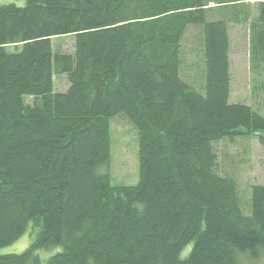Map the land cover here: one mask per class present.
I'll return each instance as SVG.
<instances>
[{"label": "trees", "instance_id": "trees-1", "mask_svg": "<svg viewBox=\"0 0 264 264\" xmlns=\"http://www.w3.org/2000/svg\"><path fill=\"white\" fill-rule=\"evenodd\" d=\"M11 1L24 4L0 6V249L30 223L40 230L0 264L257 259L264 185L243 207L215 146L257 136L264 147V113L229 104L230 25L249 22V62L264 72V0L251 19L241 12L246 0ZM192 27L200 28L197 83L183 75ZM65 37L73 53L53 50L51 40ZM55 76L66 77V91H55ZM120 115L137 132L136 186H113L100 172ZM51 248L61 250L43 262L37 251Z\"/></svg>", "mask_w": 264, "mask_h": 264}, {"label": "rangeland", "instance_id": "rangeland-1", "mask_svg": "<svg viewBox=\"0 0 264 264\" xmlns=\"http://www.w3.org/2000/svg\"><path fill=\"white\" fill-rule=\"evenodd\" d=\"M253 1L255 0L240 2L243 5L241 12H247V19L255 16L256 3ZM10 3L24 4V2L0 0V6ZM248 23L230 25L231 93L229 104L250 105L253 111L258 109L264 113V91H258L264 72L260 69L253 70L249 62ZM199 41L200 28L192 27L182 43L185 55L183 75L196 83L202 69ZM51 42L54 51L73 53L71 37L54 38ZM54 83L57 92H64L68 88L65 76H55ZM110 141V160L100 169V172L109 174L113 186H136L139 180L137 132L122 115L110 120ZM215 151L218 171L236 180L243 207H247L251 188L264 185V147L257 136H247L234 140H223L215 146ZM39 230L38 221L30 223L25 233L16 242L7 248L0 249V254L19 255L23 253L31 246ZM60 250L61 248L41 249L37 251V254L45 262ZM190 250L191 246H188L180 257H186ZM242 264H264V252H261L255 260L243 257Z\"/></svg>", "mask_w": 264, "mask_h": 264}, {"label": "crops", "instance_id": "crops-1", "mask_svg": "<svg viewBox=\"0 0 264 264\" xmlns=\"http://www.w3.org/2000/svg\"><path fill=\"white\" fill-rule=\"evenodd\" d=\"M260 0H255V1H253V3H258ZM230 36V35H229ZM248 38H249V36H248Z\"/></svg>", "mask_w": 264, "mask_h": 264}]
</instances>
